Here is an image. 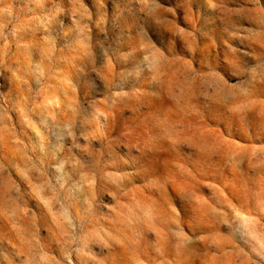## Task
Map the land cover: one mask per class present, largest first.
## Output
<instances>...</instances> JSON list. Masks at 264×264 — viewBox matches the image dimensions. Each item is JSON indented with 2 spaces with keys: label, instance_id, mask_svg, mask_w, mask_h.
Masks as SVG:
<instances>
[{
  "label": "rangeland",
  "instance_id": "obj_1",
  "mask_svg": "<svg viewBox=\"0 0 264 264\" xmlns=\"http://www.w3.org/2000/svg\"><path fill=\"white\" fill-rule=\"evenodd\" d=\"M0 264H264V0H0Z\"/></svg>",
  "mask_w": 264,
  "mask_h": 264
}]
</instances>
